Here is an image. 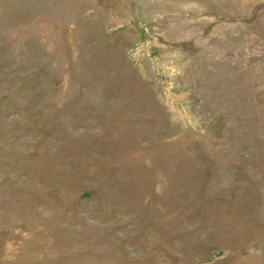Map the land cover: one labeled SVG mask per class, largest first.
Masks as SVG:
<instances>
[{
	"label": "rangeland",
	"instance_id": "374dc122",
	"mask_svg": "<svg viewBox=\"0 0 264 264\" xmlns=\"http://www.w3.org/2000/svg\"><path fill=\"white\" fill-rule=\"evenodd\" d=\"M0 264H264V0H0Z\"/></svg>",
	"mask_w": 264,
	"mask_h": 264
}]
</instances>
